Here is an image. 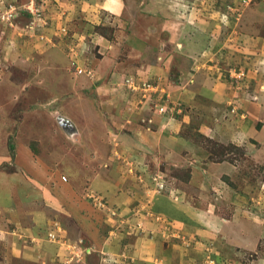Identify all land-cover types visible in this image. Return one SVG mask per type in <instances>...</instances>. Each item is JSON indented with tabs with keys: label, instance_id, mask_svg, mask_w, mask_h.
Segmentation results:
<instances>
[{
	"label": "rangeland",
	"instance_id": "374dc122",
	"mask_svg": "<svg viewBox=\"0 0 264 264\" xmlns=\"http://www.w3.org/2000/svg\"><path fill=\"white\" fill-rule=\"evenodd\" d=\"M260 5L0 0V15L17 13L0 22V264L11 214L29 223L30 190L49 205L61 182L100 213L105 240L147 239L141 262L120 252V264H264ZM95 179L124 191L122 205ZM56 223L47 242L61 257L74 249L60 264L115 262L90 257L88 238L74 244Z\"/></svg>",
	"mask_w": 264,
	"mask_h": 264
},
{
	"label": "crops",
	"instance_id": "0c3cea01",
	"mask_svg": "<svg viewBox=\"0 0 264 264\" xmlns=\"http://www.w3.org/2000/svg\"><path fill=\"white\" fill-rule=\"evenodd\" d=\"M257 8L259 9H255V11L251 13L252 17H261L260 14L264 9H262L263 7L261 5ZM262 20L264 22V17ZM102 59H110V55L108 56L107 54ZM39 183L38 185L42 186V182L40 184ZM94 183L95 185H102L104 182L95 179ZM106 183L109 182L106 181L104 184ZM108 186L110 187H105L107 194L110 196L113 202L116 200L117 204L121 206L122 201H124L126 197L125 192L122 191L121 193H119L121 196L118 197L117 191L111 189V185ZM57 188L59 189L61 196L54 195L50 197L51 203L49 205L40 197V193L38 192L40 190L38 188H32L30 190L31 196L28 197V200L34 201L36 205H34L33 208L30 207L31 210L28 215L30 216L29 223H24L25 225H23L19 221L17 222L15 213L11 214V221L14 222V230H5V232L2 231V244H5L4 246L6 248L2 258L3 260L1 261L2 264H14L13 260L15 259H19L31 264H60V261L64 262V256L67 254V257H70L72 255V250L74 249L70 250L68 247H65V249L63 250L64 256L61 257L57 254V252L60 251V247H54L49 240L48 241L50 243L47 242L45 233H48L50 231L54 222H57L56 225L60 223L59 225L61 226L63 231L68 234L70 241L74 244L78 245L79 240L88 238V241L85 245L90 246L88 249H86V254L90 257L96 256L100 257V259H103L106 256L108 257V255L114 257V255L116 254V257H114L115 262L111 264H120L119 262H123V255L118 254L126 252L129 256L131 255V259L138 260V263L141 262L142 257L145 256L144 251H146V248L144 245L147 244H144V242H147V239H144L145 241H141L142 238H138V242L136 244L137 248H132L134 247L132 244L126 245L122 242L112 244L111 242H109L108 238L107 240H105L104 234L100 229L101 220H98V215H100V213L95 212L90 214V212L92 211L90 205H88L87 202H82L80 200V197L77 196L76 190L72 188L68 183L61 182V184L58 185ZM95 217L96 220L94 219ZM119 220L120 222L130 223V219L128 220L126 216L119 218ZM134 228L135 230L139 231L138 228ZM204 229L205 228H203L202 230ZM75 253L77 254V252ZM170 253L171 250L167 251L168 259L171 256ZM75 260L76 263H73L79 264V259ZM126 261L127 262H125V264L130 263L129 257H127ZM87 263L88 261L86 262V264ZM89 264H91V262ZM100 264L104 263L100 262Z\"/></svg>",
	"mask_w": 264,
	"mask_h": 264
},
{
	"label": "built area",
	"instance_id": "2783aa9c",
	"mask_svg": "<svg viewBox=\"0 0 264 264\" xmlns=\"http://www.w3.org/2000/svg\"><path fill=\"white\" fill-rule=\"evenodd\" d=\"M30 8L28 9L29 12L31 11ZM14 11H15V9L14 8H11L9 12L6 11V14L3 13L2 15H0V22H1V20H2V22H4L5 20L10 21L11 20L9 18L10 16L12 17L14 15H17V13L15 14ZM10 24L12 25L13 23H10ZM71 51L75 55L78 53L77 51H75L74 48H71ZM125 82H126V85H128V87L131 88L132 90H136L138 88L137 84H135V81L133 79H131V78H126ZM146 84H147L146 82L143 83V85H145V86H146ZM158 180H160V181L159 182H156V184H155V186H156L155 187V191L161 193L163 191L164 187H165V184L163 183L162 178H160V179L158 178Z\"/></svg>",
	"mask_w": 264,
	"mask_h": 264
},
{
	"label": "water",
	"instance_id": "95a60500",
	"mask_svg": "<svg viewBox=\"0 0 264 264\" xmlns=\"http://www.w3.org/2000/svg\"><path fill=\"white\" fill-rule=\"evenodd\" d=\"M62 119H67L69 122L71 121L70 119H68V118H66V117H64V116H61V117L59 118L60 123H61V120H62ZM61 125L63 126L62 123H61ZM67 125H68V123H67ZM74 125H75L74 122L71 121V126L68 125V128L73 129V128H74Z\"/></svg>",
	"mask_w": 264,
	"mask_h": 264
},
{
	"label": "bare ground",
	"instance_id": "6f19581e",
	"mask_svg": "<svg viewBox=\"0 0 264 264\" xmlns=\"http://www.w3.org/2000/svg\"><path fill=\"white\" fill-rule=\"evenodd\" d=\"M61 123L63 124V126H65L67 128H68V125L71 126V121L69 122L67 119H62ZM67 123H68V125H67Z\"/></svg>",
	"mask_w": 264,
	"mask_h": 264
}]
</instances>
